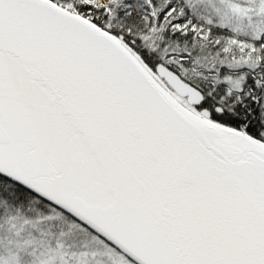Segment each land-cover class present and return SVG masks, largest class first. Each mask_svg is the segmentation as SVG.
<instances>
[{
	"label": "snow or ice",
	"instance_id": "1",
	"mask_svg": "<svg viewBox=\"0 0 264 264\" xmlns=\"http://www.w3.org/2000/svg\"><path fill=\"white\" fill-rule=\"evenodd\" d=\"M0 264H264V0H0Z\"/></svg>",
	"mask_w": 264,
	"mask_h": 264
}]
</instances>
